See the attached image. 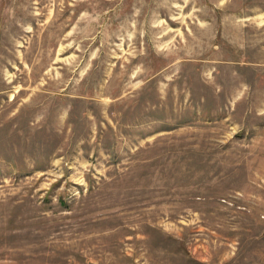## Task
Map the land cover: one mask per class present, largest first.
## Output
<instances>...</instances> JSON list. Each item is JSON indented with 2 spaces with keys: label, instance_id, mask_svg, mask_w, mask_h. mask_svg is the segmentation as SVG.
<instances>
[{
  "label": "rangeland",
  "instance_id": "obj_1",
  "mask_svg": "<svg viewBox=\"0 0 264 264\" xmlns=\"http://www.w3.org/2000/svg\"><path fill=\"white\" fill-rule=\"evenodd\" d=\"M0 264H264V0H0Z\"/></svg>",
  "mask_w": 264,
  "mask_h": 264
}]
</instances>
